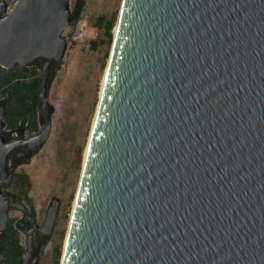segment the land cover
<instances>
[{"label": "water", "instance_id": "95a60500", "mask_svg": "<svg viewBox=\"0 0 264 264\" xmlns=\"http://www.w3.org/2000/svg\"><path fill=\"white\" fill-rule=\"evenodd\" d=\"M70 22L69 0H0V64L44 58L45 118L7 140L0 108V233L10 153L52 131ZM60 202L32 218L22 264ZM61 264H264V0L122 1Z\"/></svg>", "mask_w": 264, "mask_h": 264}, {"label": "rangeland", "instance_id": "374dc122", "mask_svg": "<svg viewBox=\"0 0 264 264\" xmlns=\"http://www.w3.org/2000/svg\"><path fill=\"white\" fill-rule=\"evenodd\" d=\"M13 6L17 0H7ZM71 14L75 0H69ZM123 0H86L81 17L86 22V35L80 41L69 37L72 22L63 36L68 42L64 57L57 61L51 75L49 94L53 125L50 137L39 147L31 160L20 164L22 153L13 150L10 168L16 174L13 185H4L8 195L18 194L30 202L35 220L43 225L47 210L54 199L60 202L56 224L52 233L39 229L34 232L33 257L30 264H61L66 237L69 230L74 203L78 192L85 151L89 142L100 101L102 79L112 49L110 45L91 46V39L102 35L93 23L100 14L116 12V23ZM115 26L113 31H115ZM42 68H40V72ZM39 131L45 127V118L40 104L38 109ZM38 131V132H39ZM31 136L34 131L22 130ZM25 181L20 184L18 180ZM10 220L20 230L21 242L26 246L27 230L32 226L29 212L22 201L15 200L9 207ZM24 224H23V223ZM61 245L57 257L56 247ZM2 256L0 254V264Z\"/></svg>", "mask_w": 264, "mask_h": 264}, {"label": "trees", "instance_id": "16d2710c", "mask_svg": "<svg viewBox=\"0 0 264 264\" xmlns=\"http://www.w3.org/2000/svg\"><path fill=\"white\" fill-rule=\"evenodd\" d=\"M86 6V0H75L71 22L81 17ZM116 12L103 13L96 17L93 25L102 31V35L91 39V46L110 45L114 37L113 28L116 23ZM75 42V41H74ZM44 62L43 57L36 58L27 65H16L14 68L1 67L0 93L8 101L9 114L7 115L8 128L20 129L24 125L31 131L39 130L38 109L40 101L38 97L41 72ZM57 61L52 62L51 74L55 70ZM34 153V152H33ZM21 157L23 159L33 155ZM20 184L25 181L18 180ZM26 247L21 242L20 230L11 219L9 226L0 233L1 264H22ZM56 255L61 253V245L56 247Z\"/></svg>", "mask_w": 264, "mask_h": 264}, {"label": "flooded vegetation", "instance_id": "af4514ba", "mask_svg": "<svg viewBox=\"0 0 264 264\" xmlns=\"http://www.w3.org/2000/svg\"><path fill=\"white\" fill-rule=\"evenodd\" d=\"M1 67L2 65L0 64V72H1ZM15 67V66H14ZM12 67V68H14ZM0 83H1V77H0ZM1 91V90H0ZM4 104H6L7 106V112H6V116H5V120H6V127L4 129V135L6 137L7 140H13V139H16L18 137H29L28 135L29 134H26V133H23L22 130L26 129V130H29L26 128V126L24 125L22 128L20 129H13V128H8V122H7V115L9 114V109H8V101L6 100V98L2 97L1 96V93H0V108L1 106H3ZM39 131V130H38ZM38 131H34V134L35 133H38ZM39 149L38 148H31L29 145H20L18 147H16L15 150H20V152L22 153V156L21 157H24V156H28L29 154L33 153L32 156L28 157V158H25L23 159L24 161L20 162V164L22 163H26L28 160H31L32 157L36 154L37 150ZM11 155V153H10ZM20 157V158H21ZM11 158V157H10ZM12 172V181L9 183V184H6V185H13L15 184L16 182V174L15 172ZM10 198H14L12 202H14L15 200H18V201H22V197H20L18 194H11L9 195ZM29 219L32 220V218L34 219L35 218V215H34V212L33 213H30L29 212ZM23 223V222H22ZM24 224V223H23Z\"/></svg>", "mask_w": 264, "mask_h": 264}, {"label": "built area", "instance_id": "2783aa9c", "mask_svg": "<svg viewBox=\"0 0 264 264\" xmlns=\"http://www.w3.org/2000/svg\"><path fill=\"white\" fill-rule=\"evenodd\" d=\"M85 35H86V22L82 17H78L72 22V28L69 37L72 41L76 42L82 40L85 37Z\"/></svg>", "mask_w": 264, "mask_h": 264}, {"label": "bare ground", "instance_id": "6f19581e", "mask_svg": "<svg viewBox=\"0 0 264 264\" xmlns=\"http://www.w3.org/2000/svg\"><path fill=\"white\" fill-rule=\"evenodd\" d=\"M72 9V8H71ZM119 18V17H118ZM117 28V24H116V26H115V29ZM114 29V30H115ZM107 67H108V65H107ZM107 67H106V70H105V73H104V77H103V79H102V87H101V91H100V97H101V93H102V89H103V85H104V81H105V77H106V72H107ZM96 116V115H95ZM94 120H95V118H94ZM92 124H94V122L92 123ZM93 129V128H92ZM91 133H92V131H91ZM90 138H91V134H90ZM90 138H89V140H90ZM88 146H89V142H88V145H87V148H86V151H85V156H84V162H85V157H86V154H87V150H88ZM74 205H75V203H74ZM73 213V212H72ZM69 231V230H68ZM68 234V233H67ZM66 239H67V237H66Z\"/></svg>", "mask_w": 264, "mask_h": 264}]
</instances>
